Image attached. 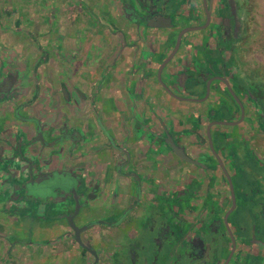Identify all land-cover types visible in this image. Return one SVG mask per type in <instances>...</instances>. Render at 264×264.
Returning a JSON list of instances; mask_svg holds the SVG:
<instances>
[{"label":"flooded vegetation","instance_id":"flooded-vegetation-1","mask_svg":"<svg viewBox=\"0 0 264 264\" xmlns=\"http://www.w3.org/2000/svg\"><path fill=\"white\" fill-rule=\"evenodd\" d=\"M162 1L165 8L160 10L153 5L148 7L144 0H0V26L4 30L10 28L12 21L13 30L20 37L29 35L32 15L27 8L35 6L33 14L43 13L39 42H45L49 49L42 50L45 55L50 53L58 59L65 55L62 47L68 39L60 24L65 12L72 13V18L75 15L77 25L85 21L80 34L73 38L78 39L79 47L81 43L80 52L85 51L87 44L91 50L94 46L91 39L102 38L103 32L119 37V45L130 48L135 57L140 41L147 40L148 31H169L171 45L158 69L181 34L179 48L162 69L158 83L173 98L206 107L203 119L195 120L199 126L188 134L191 140L180 141L165 130L161 137L165 146L184 166L194 169L189 176L175 174L178 172L173 176V166L163 163L161 187L153 192L152 180L147 185L145 193L152 194V200L142 202V186L135 185L127 192L134 201L121 209L118 189L84 181L86 187L79 189L84 191L82 202L88 204L74 219L77 226H84L80 233L84 247L75 241L66 220L72 209L69 207L68 211V206L62 203L65 196L56 193V204H62L51 206L45 199L27 196L24 188L31 176L36 180L54 172H69L46 169L35 160L27 162V172L19 184L23 207L17 211L16 224L42 234L46 226H56L62 221L67 229L63 235L68 246L60 264H264V56L261 48L260 52L256 50L258 0ZM177 6L183 15L194 20L175 24L163 14L168 7ZM159 24L164 26L151 27ZM107 38L104 35L103 40ZM222 41L228 44L222 45ZM157 50L160 44L151 47L147 55ZM180 53V62L169 73L171 83H168L163 72ZM183 84L189 87L196 84L197 88L191 90L192 94H185ZM6 86L0 80V100L13 96ZM203 90L205 94L201 97L199 93ZM34 122L38 126L35 140L41 144L50 146L57 140L59 145L72 136L65 128L56 127L45 134L43 121L34 118ZM166 134L190 161L176 155L166 142ZM45 136L53 140L46 141ZM128 162L129 158L123 163ZM231 170L239 176L237 185ZM177 180L182 183L176 184ZM22 233L9 240L6 252L11 257H15L11 245L18 242L27 245L31 241ZM52 241L40 242L45 245Z\"/></svg>","mask_w":264,"mask_h":264},{"label":"crops","instance_id":"crops-1","mask_svg":"<svg viewBox=\"0 0 264 264\" xmlns=\"http://www.w3.org/2000/svg\"><path fill=\"white\" fill-rule=\"evenodd\" d=\"M27 10L32 15L27 37L15 33L11 20L10 28L0 26V80L13 95L0 100V264H60L68 246L62 221L46 226L42 234L16 224L17 211L23 207L19 184L27 172V162L35 160L46 169L118 189L121 209L134 201L127 192L135 185L142 186L141 201H150L153 195L145 193L147 185L152 180L153 192L161 187L163 163L173 166V176L175 172L189 176L194 169L179 162L159 135L167 130L186 142L191 137L188 134L199 126L195 120L206 114V107L173 98L158 83V64L171 45L169 31H148L135 57L130 48L119 45V37L103 32L102 38L91 39V50L87 44L80 52L81 43L79 47L78 39L73 38L80 34L85 21L77 25L75 15L72 18V13L65 12L60 24L68 39L62 47L65 55L58 59L50 53L45 55L42 50L49 49L45 42H39L43 13L33 14L35 6ZM104 35L109 39L103 40ZM157 44L160 50L147 55ZM180 57L181 53L164 70L166 82L171 83L169 73L177 68ZM34 118L43 121L45 134L56 127L65 128L72 136L59 145L41 144L35 140L38 126ZM50 135L54 137V133ZM53 137L45 136L46 141ZM127 153L129 162L124 165ZM19 232L27 234L32 243H14L15 257H11L6 249ZM42 240L54 241L43 245Z\"/></svg>","mask_w":264,"mask_h":264},{"label":"water","instance_id":"water-1","mask_svg":"<svg viewBox=\"0 0 264 264\" xmlns=\"http://www.w3.org/2000/svg\"><path fill=\"white\" fill-rule=\"evenodd\" d=\"M151 4L152 3H150V5ZM163 26L164 25L159 24V25H152L151 27H163ZM180 39H181V34L178 35L175 46L171 54L168 55V57L160 64L159 69L157 70V79L159 81H161L162 69L164 68V66L167 64V62L171 59V57L174 55V53L179 48ZM163 86L172 94V92L165 86V84H163ZM196 86L197 85L194 84L191 87H189L186 84H183L184 89H190V90H195V88H197ZM209 127L207 128V136L210 140ZM196 135H198V133ZM39 136L41 137L40 134ZM161 137L162 136L159 135V139H162ZM165 139H166V142L169 143V146L176 153V155L183 157L184 160H187V161L189 160L186 156H184L183 149L177 147L174 141L172 140V138L168 134H166ZM56 142L58 141L56 140V141L51 142L50 146L56 145ZM209 142L211 143V141ZM127 157L129 158L128 153H127ZM34 179L35 178L31 176L28 179V181L24 183V188L26 190L27 196L34 197L37 199L38 198L45 199L46 201H49L48 203L51 206H55V205L58 206L59 204L61 205L62 203H64V205L71 207L72 212H68V215L65 217H66V220L69 226L74 232L75 241L80 246L84 247L80 239V233L84 229V226L79 227L74 223L75 217L81 214L82 207L88 204L87 202L86 203L82 202V196H83L82 193H84V191L83 189H79V188L86 187V183L84 182L82 177L79 178L77 176L71 175L70 173L54 172L52 173V175L46 178H42V179L37 178L36 180ZM56 193L61 194V197L65 196V200L62 201V203L56 204V198H57V196L55 195Z\"/></svg>","mask_w":264,"mask_h":264},{"label":"rangeland","instance_id":"rangeland-1","mask_svg":"<svg viewBox=\"0 0 264 264\" xmlns=\"http://www.w3.org/2000/svg\"><path fill=\"white\" fill-rule=\"evenodd\" d=\"M147 1V4H148V7L153 5L156 9H164L165 8V2H163L162 0H144V3H146ZM140 3L142 4L143 2L140 1ZM150 3H152L150 5ZM258 4H259V8L257 9L258 13H257V23H258V31H259V35L257 36L256 40L258 41V44H257V47H256V50L257 52L259 51V49L261 48V52L264 56V0H258ZM183 12H181L177 7H175V9H171V8H167L165 10V12H163V14L166 16V17H169L171 20H173V22L175 24H179L180 22H186L188 20H194V18L192 17H187L186 15H183L182 14ZM197 19H195L196 21ZM222 45L225 44L227 45L228 43L227 42H223L221 43ZM264 60V59H263ZM192 91L190 89H185V94H192L191 93ZM205 94V91L203 90L202 93H199V95L201 97H203ZM231 174L233 176V180L235 183V185L238 184L239 181H237V179L239 180V176L238 174H234L233 171L231 170ZM237 178V179H236ZM111 219H115V218H111ZM167 237L170 236V233H167L166 234Z\"/></svg>","mask_w":264,"mask_h":264}]
</instances>
